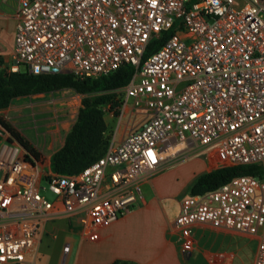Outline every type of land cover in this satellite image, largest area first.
Wrapping results in <instances>:
<instances>
[{"label": "built area", "instance_id": "2783aa9c", "mask_svg": "<svg viewBox=\"0 0 264 264\" xmlns=\"http://www.w3.org/2000/svg\"><path fill=\"white\" fill-rule=\"evenodd\" d=\"M16 17L9 70L22 63L30 73L86 77L129 63L134 72L120 89L130 115L144 117L72 174L26 157L0 125V264L22 261L54 217L97 239L141 196L146 176L196 151L214 166L262 171L183 195L173 220L180 253L191 252L192 223L207 222L258 235L251 264H264V0H18ZM231 257L218 250L209 260Z\"/></svg>", "mask_w": 264, "mask_h": 264}, {"label": "crops", "instance_id": "0c3cea01", "mask_svg": "<svg viewBox=\"0 0 264 264\" xmlns=\"http://www.w3.org/2000/svg\"><path fill=\"white\" fill-rule=\"evenodd\" d=\"M17 6L18 0H0V58L7 69H9L12 61ZM46 93L48 92L15 97L7 106L0 108V111L9 110L11 112L10 118L14 120L19 115H22L23 109L29 106L25 103V97L27 96L37 98L38 102L32 104V106H47L50 103L49 100L41 101ZM130 105L129 99L124 98L121 104L110 106V112L117 113L120 117L123 113H130ZM118 108L121 109V113ZM38 119L40 120L39 125L42 127L43 135L40 143L24 135L16 124H14L16 127L12 125V128L31 148L33 154H29L30 157L37 160L43 156L45 162L41 166L44 167L46 165V167H49V156L62 144L63 136L70 125L64 128L62 135L59 137L56 134H58L60 126H63L60 122H42L41 117ZM47 133H49L48 136ZM121 137L112 142L119 141ZM10 138L17 141L12 136ZM207 164L208 161H205L201 166H197L190 163L189 160H184L161 166L146 176L142 180L141 196L135 201L134 205L117 219L100 228L98 230L99 236L95 240H88L83 237L81 230L70 224L63 216L45 220L41 225L36 243L30 248L25 258L12 264L34 263L38 253H47L49 256L55 249L49 246L46 238L51 237L53 239L60 234L63 235V241L58 251L60 258L56 264H108L114 259H125L136 264H211L209 256L218 251L217 249H212L211 245L213 244L214 236L218 233L239 234L252 240V256L248 262V264H251L258 235L224 227H215L207 222L192 223L193 240L191 252L188 256H183L180 253L181 235L174 226L173 220L179 208V201L183 195L189 193L186 190H188L194 180L197 170ZM167 168H175L176 170V184L168 194L175 204L170 212L163 202L165 198L163 188L166 184L164 173ZM161 212L163 213V219L159 223V228L154 227L153 229L151 228L152 226L140 227L137 225L140 215L144 214L146 217L149 215L155 216V213H160L161 215ZM65 243L68 244L67 251L62 250V246Z\"/></svg>", "mask_w": 264, "mask_h": 264}, {"label": "trees", "instance_id": "16d2710c", "mask_svg": "<svg viewBox=\"0 0 264 264\" xmlns=\"http://www.w3.org/2000/svg\"><path fill=\"white\" fill-rule=\"evenodd\" d=\"M171 29L163 30L151 37L144 48L141 59L157 49L165 40ZM134 72L133 65L124 63L114 70L96 76L76 77L70 72L30 73L26 70L11 71L0 58V108L7 106L11 100L40 92L69 88L80 94L73 121L63 136L62 144L49 156L48 165L53 171L65 174L78 172L84 166L102 155L108 146L105 137L106 122L101 104L110 101L116 105L115 91L121 88ZM2 125L26 151V157L33 154L23 138L5 121ZM258 163L215 166L208 171L197 174L189 186V193H199L214 188L237 174H261ZM108 264H136L125 259H114Z\"/></svg>", "mask_w": 264, "mask_h": 264}, {"label": "rangeland", "instance_id": "374dc122", "mask_svg": "<svg viewBox=\"0 0 264 264\" xmlns=\"http://www.w3.org/2000/svg\"><path fill=\"white\" fill-rule=\"evenodd\" d=\"M19 68L23 70L24 65L20 63ZM115 93H116L115 99L117 100V104H121L124 99L123 91L120 88H118L116 89ZM80 96H81L80 94L76 93L72 89L54 90L46 93L44 95V98H42L41 100V101L49 100L50 103L47 104V106L46 105L32 106V104H36L38 100H36L37 98L35 97L27 96L25 97V101H26L25 103L28 104L29 106L26 109H23L22 115H19L14 120H11L10 118L11 112L9 110L8 111L5 110V111H0V119L5 121L11 127L12 125L14 127L16 126L19 127L24 135L40 143L43 135H42V127L39 125L40 120L38 118L41 117L42 122L45 121L48 122L55 121L56 123L60 122V124H62L63 126H60L61 127L60 130L58 131V134H56L57 136L60 137L63 133L64 128L70 125L72 119L75 116L77 107L80 104L79 101ZM110 104H111L110 101L101 104L103 117L106 122V129L104 134L105 137L108 139V142H112L117 138L121 137L126 130H128L130 127L137 125L144 117V113H140V115L138 114V116H136L137 114L130 115V113L128 114L123 113L119 117L117 113L110 112L111 109ZM58 113H62V114L58 115ZM14 124H16V126ZM48 135L49 133H47V136ZM184 160H189L190 163H193L197 166H201L203 162L205 163V161H208L209 159L205 155L204 151H196L194 153L188 154L185 157L177 158L172 161H169L165 163L163 166ZM37 162L41 165L42 163L45 162V158L41 156L39 159H37ZM44 167H46V165H44ZM213 167L215 166L212 165L211 163L210 164L208 163L206 166H203L202 168L198 169L196 175L201 172L208 171ZM164 174H165L166 184L164 185L163 188L165 194V198L163 202L167 210H169L170 212L175 204L168 194L170 193V191H172V189L176 184V176H175L176 170L175 168H167ZM40 185L46 186V182L43 179H41ZM187 191L188 190H186V192ZM40 193L44 194V196L49 200H52L55 197V195L50 191H48L47 189L44 191L40 190ZM156 215L157 217H155ZM162 215H163L162 212L161 215L160 213L159 214L155 213V216L149 215L147 217L146 215L142 214L138 217V221L136 219L137 225H139L140 227L152 226L151 228L153 229L154 227L159 228V223L161 222V219H163ZM46 241H48L50 247H54L55 251L53 253H50L49 256L47 253H38V255L34 260V263H25V264H56L57 260L60 258L58 251L63 241V235L61 234L57 235L53 239H51V237H47ZM211 248L215 250L217 249V250L232 252V257L229 264H248L252 256L253 241L239 234L218 233L214 236V241L213 244L211 245Z\"/></svg>", "mask_w": 264, "mask_h": 264}]
</instances>
